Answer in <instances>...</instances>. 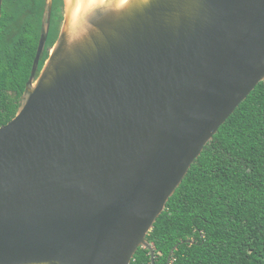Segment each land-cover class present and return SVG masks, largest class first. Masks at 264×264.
I'll use <instances>...</instances> for the list:
<instances>
[{
    "label": "water",
    "instance_id": "obj_1",
    "mask_svg": "<svg viewBox=\"0 0 264 264\" xmlns=\"http://www.w3.org/2000/svg\"><path fill=\"white\" fill-rule=\"evenodd\" d=\"M51 2L0 125V264H130L139 247L154 264L146 235L264 80V0H63L38 71Z\"/></svg>",
    "mask_w": 264,
    "mask_h": 264
},
{
    "label": "trees",
    "instance_id": "obj_2",
    "mask_svg": "<svg viewBox=\"0 0 264 264\" xmlns=\"http://www.w3.org/2000/svg\"><path fill=\"white\" fill-rule=\"evenodd\" d=\"M43 1L2 0L0 125L14 116L30 75ZM54 16L38 71L56 38ZM146 239L154 264H165L174 245L170 264H264V80L191 163ZM130 264H152L149 250L139 247Z\"/></svg>",
    "mask_w": 264,
    "mask_h": 264
},
{
    "label": "flooded vegetation",
    "instance_id": "obj_3",
    "mask_svg": "<svg viewBox=\"0 0 264 264\" xmlns=\"http://www.w3.org/2000/svg\"><path fill=\"white\" fill-rule=\"evenodd\" d=\"M42 5H43V11H44V8H45V0L43 1V4ZM63 8H64L63 7V0H52V2H51V13H50V24H49V30H48L47 38H49V35H50V28H51V21H52V18H51L52 13L55 14L54 18L57 19V22H58V24H57V31H56V34H55V37H57L58 32H59V28H60V24H61L62 19H63ZM43 11H42V14H43ZM54 39H56V38H54ZM46 41H48V39H46ZM53 42H52V44H53ZM50 48H51V46L47 50L48 53L50 51Z\"/></svg>",
    "mask_w": 264,
    "mask_h": 264
}]
</instances>
